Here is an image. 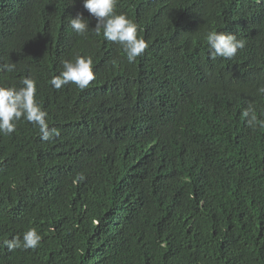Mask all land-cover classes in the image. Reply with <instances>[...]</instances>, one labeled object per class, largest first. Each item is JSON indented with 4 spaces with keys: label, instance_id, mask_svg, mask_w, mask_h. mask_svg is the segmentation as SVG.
<instances>
[{
    "label": "trees",
    "instance_id": "1",
    "mask_svg": "<svg viewBox=\"0 0 264 264\" xmlns=\"http://www.w3.org/2000/svg\"><path fill=\"white\" fill-rule=\"evenodd\" d=\"M148 47L129 63L83 0H0V84L37 82L49 128L0 134V264H264V0H117ZM89 22L78 35L70 20ZM246 41L231 59L206 34ZM96 79L60 90L62 62ZM83 176L84 179L77 180ZM35 227V249L9 250Z\"/></svg>",
    "mask_w": 264,
    "mask_h": 264
},
{
    "label": "clouds",
    "instance_id": "2",
    "mask_svg": "<svg viewBox=\"0 0 264 264\" xmlns=\"http://www.w3.org/2000/svg\"><path fill=\"white\" fill-rule=\"evenodd\" d=\"M117 0H83V8L96 18V25L92 29L93 34L103 37L123 47L129 63H133L141 56L148 47L143 36L138 35V24L128 17L126 13L116 11ZM71 29L78 35H86L89 30V22L85 19L83 12L72 16ZM206 40L211 57H223L231 59L239 49L245 47L246 41L238 39L236 35L215 30L206 34ZM63 70L59 75L51 77L50 84L53 88L60 90L63 86L74 84L80 90H84L96 79V72L93 70L94 60L91 55L77 54L73 59L62 62ZM15 64L0 65V70L12 72ZM21 87L15 85L0 84V134L11 135L16 131L17 123L22 119L38 126L40 139L43 141L52 140L60 135L56 128H49L47 122V111L37 100V82L31 76L24 77ZM264 93V88L259 90ZM250 126L264 128V121H258L255 112L250 105L242 112ZM84 179L83 176L77 180ZM42 240V236L35 227L28 228L23 233V239L14 237L8 242L9 250L15 248L35 249Z\"/></svg>",
    "mask_w": 264,
    "mask_h": 264
}]
</instances>
